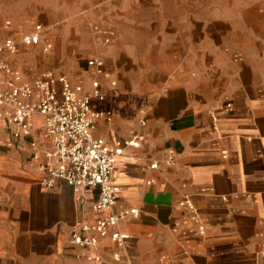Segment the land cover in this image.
I'll return each instance as SVG.
<instances>
[{"label": "crops", "instance_id": "0c3cea01", "mask_svg": "<svg viewBox=\"0 0 264 264\" xmlns=\"http://www.w3.org/2000/svg\"><path fill=\"white\" fill-rule=\"evenodd\" d=\"M7 9L12 17L45 11L31 14L36 26L61 23L62 53L76 40L71 76L54 73L84 95L100 82L107 98L93 106L113 119L97 120L95 137L116 144L144 133L146 140L125 148L116 166L121 194L113 211H139L119 227L129 239L120 246L105 237L87 249L71 233L98 218V191L75 193L62 180L44 187L32 139L11 145L0 126V264H264V0H10L0 4V23ZM73 26L86 27L87 49L82 35L68 33ZM47 44L53 48L46 42L43 52ZM19 53L6 58L26 79L49 66L40 50ZM90 60L102 61L110 79ZM185 199L198 218L180 206Z\"/></svg>", "mask_w": 264, "mask_h": 264}, {"label": "built area", "instance_id": "2783aa9c", "mask_svg": "<svg viewBox=\"0 0 264 264\" xmlns=\"http://www.w3.org/2000/svg\"><path fill=\"white\" fill-rule=\"evenodd\" d=\"M10 22L6 23L9 28ZM95 33H101L99 27L92 26ZM45 28L37 25L28 35L22 38L25 46L41 44ZM109 41V40H107ZM19 44L15 40L0 42V126H4L11 137L10 144L31 138L32 166L44 174L42 185L52 188L56 181L62 180L75 193L83 189H96L98 198L93 211L98 217L92 224L78 222L71 233V241L82 248H95L100 239L110 237L123 246L129 235L123 234L119 227L130 217H137V209L114 212V206L121 194V187L115 184L116 166L125 148L138 149L144 144V133H133L124 142L108 144L104 139L93 134L97 120L112 122V112L97 110L93 99L104 102L106 92L98 80L92 83L89 95L81 93V87L74 85L65 75H56L47 71L41 76L29 80L24 74L14 69L8 54L17 53ZM51 44L44 47L48 52ZM90 66L97 68V74L110 79L104 71L102 61L90 60ZM111 81V86H116ZM140 124L147 126L146 112L140 111ZM39 125L41 130H39ZM38 135V137H37ZM35 136L37 138H35ZM176 152L166 151V163L173 164ZM157 164L151 168L156 169ZM190 199H185L180 206L187 207L198 218L197 210ZM201 234H204L201 228ZM88 260L100 262V256H87Z\"/></svg>", "mask_w": 264, "mask_h": 264}, {"label": "rangeland", "instance_id": "374dc122", "mask_svg": "<svg viewBox=\"0 0 264 264\" xmlns=\"http://www.w3.org/2000/svg\"><path fill=\"white\" fill-rule=\"evenodd\" d=\"M10 0H0V4H5L8 3ZM7 11L8 9L5 11L6 12V16H5V20L3 23H0V42H4V40L6 41L7 39H5L6 37L10 36V35H15L16 37V42L19 44L20 47V53L19 54H23L25 52L27 53H31L34 50H40L41 55H46L47 56V62L49 63L48 68L40 71L41 72H46V71H53L55 73H66L67 75L71 74L69 72H67L66 70L69 69L71 70V65L73 64V58L71 57V53L76 51V47H77V42L75 39H72L71 41H69L68 47H70L71 49L69 51H65V52H60L61 51V35H62V30L64 29V27L62 25H60L61 23H57L55 25H50L48 23H45L46 28H45V32H44V37H45V41L43 42V44H45L46 42L48 43H52L53 44V48L52 51L45 53L43 52V44H41L40 46L37 47H31V48H27L24 46H21L22 43V38L25 37V35L29 34L36 26V24H38L40 22V19H36L37 17H32V15L34 16H42L43 13L46 14L45 11H25V14H23L22 12L24 11H15V16H7ZM9 12V11H8ZM33 12V13H31ZM22 14V15H21ZM10 22L11 25L9 28L6 27V23ZM69 34L70 36H80L82 35L83 41L81 42V45L83 46L82 49H87V36L89 35L86 27L80 28V27H69ZM77 30L81 33L78 34ZM70 58H68V56ZM66 63L68 62V66L69 68H63L61 70V64L62 63ZM41 126L39 125V130Z\"/></svg>", "mask_w": 264, "mask_h": 264}]
</instances>
